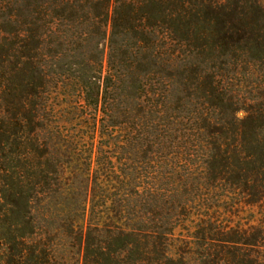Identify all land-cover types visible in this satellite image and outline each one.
<instances>
[{"label": "trees", "instance_id": "1", "mask_svg": "<svg viewBox=\"0 0 264 264\" xmlns=\"http://www.w3.org/2000/svg\"><path fill=\"white\" fill-rule=\"evenodd\" d=\"M224 204L264 206V0H0V264L256 262Z\"/></svg>", "mask_w": 264, "mask_h": 264}, {"label": "rangeland", "instance_id": "2", "mask_svg": "<svg viewBox=\"0 0 264 264\" xmlns=\"http://www.w3.org/2000/svg\"><path fill=\"white\" fill-rule=\"evenodd\" d=\"M118 134L121 135L120 132ZM129 150L133 151V149L131 147L129 148ZM125 156L127 158L134 157L135 156L134 151L133 152H127ZM229 195H231V194H229ZM200 207L201 206H199L198 208H200ZM201 209L204 210V207H202ZM225 209H227L228 211H225ZM225 213H226V215H225ZM216 214H217V216H220V218H222V216L225 215L229 219V221L231 222L232 226L246 227L247 229L255 227V230L254 231L252 230V233H254V234L258 230H261L260 237L257 239H256V237L254 238L253 236L252 237L250 236V239H235L234 241H236L235 242L236 245L241 246V247H239V248H241V250H243V251L245 250L246 252H248V254H250L248 257L249 260L253 259L252 261H254V259H257V261L253 262L252 264H264V232H262V231H264V206H262V207L261 206L232 207L230 205L228 208V206L225 205V207H223L222 209H218ZM181 240L182 239H178L177 244H179V245L185 244V242H182ZM243 242H251V243H254V245L247 246ZM244 246H247V247H244ZM194 255H195L194 257H196L199 254L196 253Z\"/></svg>", "mask_w": 264, "mask_h": 264}]
</instances>
